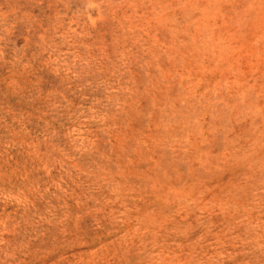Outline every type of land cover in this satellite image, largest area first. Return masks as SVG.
Wrapping results in <instances>:
<instances>
[{
	"label": "rangeland",
	"instance_id": "obj_1",
	"mask_svg": "<svg viewBox=\"0 0 264 264\" xmlns=\"http://www.w3.org/2000/svg\"><path fill=\"white\" fill-rule=\"evenodd\" d=\"M0 264H264V0H0Z\"/></svg>",
	"mask_w": 264,
	"mask_h": 264
}]
</instances>
